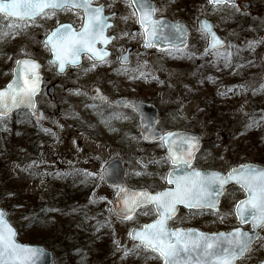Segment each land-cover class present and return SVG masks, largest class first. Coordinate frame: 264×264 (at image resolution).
<instances>
[{"label":"rangeland","instance_id":"rangeland-1","mask_svg":"<svg viewBox=\"0 0 264 264\" xmlns=\"http://www.w3.org/2000/svg\"><path fill=\"white\" fill-rule=\"evenodd\" d=\"M191 1L189 6L192 15L191 62L193 63L197 58L198 63L205 60L216 65L219 60H223L227 54H230L227 51L235 50L234 54L237 56L235 61L240 64L239 74L235 73V77L232 78L231 72L221 70L215 74L216 83L208 85L199 83L195 86L192 81L196 74L189 66L174 68L172 67L174 62L170 58L166 59L165 55L150 53L148 68L141 71L144 75H141L140 70L123 75L125 92L129 96L134 94L136 97L147 99L160 95L161 105L168 106L175 96L173 91L188 86L191 96L197 93L199 99L192 98L182 109L184 122L198 129L207 128L214 133L212 138L215 143V154L221 152L223 156H226L233 154L236 150H242V156L252 158L255 145L248 139L247 132L250 128H254L252 129L254 133L258 130L262 131L261 147L255 148L264 151V140H262L264 137V87H262L264 86L262 77L264 64L261 59L264 50V0H236L232 6L213 5L209 3V0H189L188 2ZM164 2L161 15L170 13V10L177 6L176 0H164ZM244 2L250 4L246 9L242 7ZM203 17L210 20L218 34L226 40L224 50L206 54V39L202 38L203 34L198 25ZM37 35L31 31L26 35L23 23L18 24L0 17V87L10 79L15 60L37 49L35 48L38 45ZM194 50L197 51L194 52ZM36 54L40 55L39 52ZM75 74L66 73L60 77L63 83L59 88L62 99L59 103L60 108L49 106L48 110L54 114V110L62 109V113L59 112L58 118L52 115L46 122L38 124L43 134L45 133L44 139L30 140L26 136L22 137L24 131L18 138H14L11 132L13 118L8 116L0 119V165L10 184L14 186V190L8 189L7 192L8 198L4 205L8 207L3 204H0V207L9 212V219L17 230L16 240L19 242L26 243L20 235V222H17L16 218L21 220L27 218L29 203L32 201L46 203L49 202V196H56L57 199L49 203L57 205L56 210L61 213V216L56 218L61 225L57 233H62L61 229L65 230L68 226V224L62 226L61 220L66 208L72 210L73 206L69 205L71 204L69 200L63 199L64 195L61 191L63 178H71L67 181L70 184L74 182L75 177L85 179L89 182V186L86 184L88 188L92 185L90 200L98 199L110 207L116 192L97 179L101 166L114 157L123 158L129 167L148 161L147 158L138 157L136 151H126L108 142V138L112 135L110 129L114 126L118 125L120 129L131 130L136 127V123L131 113L116 110L110 105L101 104L89 98L87 90L90 85L93 83L103 85L106 73H96L84 67ZM228 88L232 97L227 100L222 95ZM210 91L212 96L218 99L217 101L209 100L208 102L206 97L210 95ZM90 92L92 93L93 90L91 89ZM200 98L204 99V103H201L203 101H200ZM204 110L206 113L203 112ZM253 121L255 124L249 127L248 125L253 124ZM172 124H174L173 121ZM34 145H38L36 154L32 149ZM10 153H14L13 157L17 158L16 161L10 158ZM1 185L2 182H0ZM80 204L83 206L82 209H85V204ZM152 219V211L145 208L139 209L131 219H112L110 229L115 249L109 250L105 259L98 256L93 258L92 263L161 264L152 252L134 244L128 237L132 226H139ZM88 224L90 225L89 222ZM98 233L102 232L99 230ZM94 237H98V234H94ZM261 242L258 246L264 248V241Z\"/></svg>","mask_w":264,"mask_h":264},{"label":"flooded vegetation","instance_id":"flooded-vegetation-1","mask_svg":"<svg viewBox=\"0 0 264 264\" xmlns=\"http://www.w3.org/2000/svg\"><path fill=\"white\" fill-rule=\"evenodd\" d=\"M188 1L189 0H176L177 6L173 7L170 13L166 15L160 14L164 9V0H151L152 4L149 3L148 6H154L156 8L154 18L161 21H165L164 19H166L171 24L182 21L187 27V36L184 41L185 46L183 49H161L160 45L162 44L161 40L163 38V32L161 30H165V28H159L158 35L155 37V43H152L151 46H145L143 29L137 22V17L131 15L133 9L128 6L127 0H92L93 6H103V15L107 18L108 23V27L105 29V35L113 38L107 44L97 43L96 48L106 51L108 55L104 57L103 60H98L91 53L82 52L78 58V63H76V65H71L69 62L66 63L62 72L58 70L59 62L49 63V61L53 60V53L50 51V46L46 47L47 35L57 27V21L61 24H71L74 30L79 31L84 19L82 9H75L72 11L60 10L56 11L55 15L50 16V18L48 16H37L34 20L25 19L23 21L7 19L0 15V17L8 21L17 22L18 24L23 23L26 29V35L29 34L30 31L31 33L38 34L36 36L38 45L35 47L37 49L33 52L30 51L29 54L24 57L37 60L41 66L42 85L39 94L35 97V111L41 110L43 112L44 122H46L50 116L53 115V117L58 118L59 112L62 113V109L54 110V114L48 110L49 106L60 108L59 103L62 99L59 88L60 85H63L60 77H63L66 73L78 74L79 69L84 67L96 73H106V77L103 78L105 79L104 84L99 85L93 83L90 85L87 90L88 96L93 101L110 105L116 110L127 111L134 116L136 127L131 130H126L120 129L118 125L114 126V128L110 129L112 135L108 138V142L126 151H136L138 157L148 159L146 163L143 162V164L129 167L128 163L120 157L123 159L125 181L127 185L131 188L146 189L151 193L175 187L174 184L168 183L167 177L170 171H173L174 175H183L185 172H190L192 168H195L201 171L220 172L223 175L231 168L242 164L252 163L264 167V151L261 149H257L254 146V150L252 151L254 156L252 158L242 156V150H236L233 154H227L226 156H223L221 152L215 154V143L212 138L214 133L207 130V128L198 129L184 122L185 117L182 115V109L189 104L192 98L195 100L199 99L197 93H194L193 97L191 96V91L188 86L173 91L175 96L171 99L168 106L161 105L162 100L160 95L152 99H147L136 97L134 94L129 96L128 93L125 92L126 88L123 86V75L127 72H134L135 70H140L141 72L147 69L149 65L148 56L150 53L162 54L165 55L166 59L170 58L174 62L172 64L174 68H187L189 66L191 71L196 74L192 81L195 86H198L199 83H202V85L216 83L215 74L221 70L231 72L232 78L235 77V73L239 74L238 67L240 64H237L235 61L237 59V56L234 54L235 50H230L231 52L227 51V53L230 54H227L223 60L221 59L222 62H219L221 61L219 60L216 64L217 66L211 61H202L203 63H198L197 58L193 62L195 64L191 62L190 56L192 51L190 50V37L192 35V28L190 22L192 20V15L190 14L191 9L189 6L192 1ZM202 34V38L206 39L205 46H207L208 36L203 32ZM221 37L223 38V36ZM223 40L226 45V40L224 38ZM224 48L215 52L224 50ZM195 51L197 50H194V52ZM37 52H39L40 55H37ZM239 57L241 58L240 55ZM198 75H200V77ZM95 87L104 95H107L108 99L103 101L97 96L93 97V95L97 93V91L94 90ZM91 89L93 90L92 93L90 92ZM211 93L212 91H210V95L206 97L208 102L209 100L212 102L217 101L218 99L212 96ZM222 97L227 100L229 97H232L229 88ZM122 98H130L141 104L152 105L147 107L145 117L150 119L152 118V112H156L155 128L160 135L167 132L178 133L181 136L188 137L194 135L192 138H195L196 150L194 152V158L191 160L190 167L184 164L171 163V160L167 158V148L163 141L160 140L159 137L153 139L152 136L143 135L140 115L130 107H121L115 103L116 100ZM203 100V98H200V101ZM208 102L205 100V103L208 104ZM201 103H204V101ZM203 112L206 113V110ZM10 116L13 118L12 122L14 123L11 125V132L14 138H18L24 131L23 134L28 139H44L45 133L43 134L40 130V125L42 123H39L38 115H33L29 111L23 110L13 113ZM172 121L174 124H172ZM175 121H177V123ZM23 126L24 129H22ZM156 130L152 132L156 133ZM148 138L150 140H148ZM32 149L33 153L36 154L38 145H34ZM258 150L260 151L259 153ZM14 158L16 157H13V160L16 161L17 158ZM245 197L246 193L238 184L234 182L229 183L224 186V191L219 197L218 210L189 209L178 206L175 215L168 220V226L173 229H194L205 233H228L235 228H240L242 232H246L249 235L256 231L257 240L250 245L249 249L235 264H260L264 261V248L258 245L262 243L261 241H264V228L258 227V229L255 230L253 229L252 222L248 221L247 223H241L235 215V203L245 199ZM144 208L152 211V220L156 219L157 213L155 212L154 206H147Z\"/></svg>","mask_w":264,"mask_h":264},{"label":"snow or ice","instance_id":"snow-or-ice-1","mask_svg":"<svg viewBox=\"0 0 264 264\" xmlns=\"http://www.w3.org/2000/svg\"><path fill=\"white\" fill-rule=\"evenodd\" d=\"M226 2L230 0H209V3L216 5ZM127 3L133 9L131 15L137 17L143 29L145 46H151L161 26V20L154 18L156 8L148 6L146 0H127ZM75 9H82L84 13L79 31L74 30L71 24L57 21V27L47 35L46 47L50 46L53 53V60L49 63L59 62L60 70L68 62L76 63L82 52L91 53L98 60L108 55L106 51L96 48L97 43L107 44L113 39L105 35L108 23L103 15V6H93L92 0H0V13L20 20H34L37 16L50 18L56 11ZM176 28L180 31L179 26ZM202 30L211 36L209 47L215 49L221 43L219 38L206 22H202ZM16 63L17 69L14 71L17 74L5 89L0 90V116L21 105L33 107V97L39 91V65L32 59L17 60ZM141 75L144 73L141 72ZM254 124L255 121L248 126ZM159 139L167 147V158L173 164L190 167L196 150L195 138L167 132L161 134ZM167 179L175 187L155 194L148 191L130 193L121 187L117 197L122 200L123 206L116 208L123 219H131L137 207L145 204L155 206L157 219L129 235L139 241L138 246L156 253L163 264H234L236 258L249 249L253 236L240 228L228 233L208 234L168 226V220L175 215L178 204H184L189 209L218 210L219 197L229 181H234L246 193L245 199L234 205L237 218L241 223H247L250 219L253 229L264 228V168L242 164L223 175L192 168L183 175H174L170 171ZM15 237V229L6 219L5 212L0 210V264H33L34 250L17 243Z\"/></svg>","mask_w":264,"mask_h":264},{"label":"trees","instance_id":"trees-1","mask_svg":"<svg viewBox=\"0 0 264 264\" xmlns=\"http://www.w3.org/2000/svg\"><path fill=\"white\" fill-rule=\"evenodd\" d=\"M252 129L250 128L247 132L248 139L252 140L255 147L260 148L262 131L258 130L254 133ZM13 154L10 153L11 159ZM0 179L2 182L0 204L4 205L8 198V189L14 190V186L10 184L1 165ZM62 184L63 199L69 200L71 203L69 205L73 206L72 210L66 208L61 220L62 226L68 224L65 230L61 229L62 233H57L61 225L58 224L56 218L61 216V213L56 210L57 205L50 204L57 199L52 195L48 198L50 203L48 201L46 203L30 202L25 220L16 218L17 222H20L21 237L23 236L26 243L42 244L52 250L57 258L56 264H93V258L97 256L102 259L106 258L109 250L115 249L110 229V223H113L114 218L110 210L100 200H90L91 188H87L85 183L78 181L70 184L64 179ZM80 203L85 204V209H82L83 206ZM4 206L8 207V205ZM99 230L101 234L98 233ZM96 233L98 237H94Z\"/></svg>","mask_w":264,"mask_h":264},{"label":"water","instance_id":"water-1","mask_svg":"<svg viewBox=\"0 0 264 264\" xmlns=\"http://www.w3.org/2000/svg\"><path fill=\"white\" fill-rule=\"evenodd\" d=\"M146 3L148 5H149V3L152 4L149 0H146ZM226 3L227 4H232V3H234V0H230V2H226ZM245 7H247V5H245ZM0 14L4 15L3 13H0ZM7 18H9V17H7ZM10 18L19 19L17 17H10ZM164 22H167V23L165 25H162L160 27L161 29L162 28H165V30H161L163 32V38L161 40L162 44L160 45V47L162 49H166V48H183L185 46L184 41H185L186 36H187V27L185 26V24L182 21H180V22H178L176 24H171L169 21H164ZM202 22H206L207 24H209L210 27H211V31L214 32L215 35L221 41V43L219 45H217V47L215 49L222 48L224 46V41L214 31L212 23L209 22V21H207L206 19H202L201 22H200V28H201V30H202ZM176 26H179L180 31H177ZM202 31L205 32V33H207L204 30H202ZM208 36H209V45H210V43H211V36L209 34H208ZM155 42H156V38H154L152 40V43H155ZM211 50H214V49H212V48H210L208 46L207 51H211ZM23 59H30V58L22 57V58H19L18 60H23ZM262 59L264 61V52H263V55H262ZM34 61L39 65V68L37 69V72H38V75H39V89H40V84H41L40 64H39L38 61H36V60H34ZM69 63L71 65H76V63H78V60H77L76 63H71V62H69ZM15 69H17V63H15V66H14L13 71H12V79L4 87L0 88V90L5 89L7 87V85L13 80L14 75L17 74L14 71ZM58 70L60 72H62L64 70V68H63V70H60L59 63H58ZM94 90H96L97 93H95L93 96H98L101 100H107L108 99V97L106 95H104L98 88L95 87ZM34 97H33V107H29L27 105H21L18 108H12L11 111H9L7 113V115H9L12 112L21 110V109H26V110H29V111L33 112V108H34ZM115 103L118 104V105H120V106H122V107H125V106L131 107L133 110L139 112V114L141 115L142 132H143V135L144 136L145 135H148V136L158 137L160 135L159 133L152 132V130H154L153 129L154 128L153 126H154V123H155L154 120H155V117H156V112L155 111L152 112V118H150V119H148L147 117H145V113L147 111L146 110L147 107H150L152 105L141 104V103H138V102H136V101H134V100H132L130 98H122V99L117 100ZM7 115H5V116H7ZM40 119H42V116H40ZM154 134L156 136H154ZM192 137H194V135H192ZM249 164H252V163H249ZM252 165L255 166V167H258V168H263V167H261L259 165H255V164H252ZM208 172H210V171H208ZM205 173H207V172H205ZM101 177H102L103 181L106 183V185L118 187L119 188V191H120V188L121 187L126 188L130 193L131 192L147 191V190L131 189V188H129L126 185L125 180H124V169L122 167V160L121 159H118V158L113 159V160H110L109 162H107L106 165H104V167L101 170ZM232 182H234V181H229L227 184L232 183ZM146 205H151V204L141 205L140 207L146 206ZM178 205L183 206V207H186L184 204H178ZM178 205H176V211H177V206ZM122 206H123L122 200H118V197L116 196L114 202L111 204V208H112V211H113L114 215L117 216V217H119V218H122V217L117 214L116 208L117 207H122ZM186 208H188V207H186ZM0 210H3L5 212L6 219L8 220L9 212L7 210L1 209V208H0ZM155 210H156V208H155ZM248 221L251 222L250 219ZM8 222H9V220H8ZM153 222H151V223H153ZM151 223H149V224H151ZM142 228H143V226L141 228L135 227V228H132L130 230V232L135 233L136 231H139ZM15 231H16V229H15ZM220 233H225V232H220ZM208 234H213V233H208ZM16 236H17V232H16ZM251 236H253V239L251 241V243H253L257 239V232L255 231L254 233L251 234ZM129 237H130V239L132 241L139 243L138 240L133 239V236L132 235H129ZM15 239H16V237H15ZM17 243L22 244V243H20L18 241H17ZM22 245L29 246V247H31L34 250V253L35 254L32 257L33 264H53V254H52V252L51 251H48L43 246L35 245V244H22ZM241 256H238L236 258V260L234 261V264H235V262ZM162 264H163V262H162Z\"/></svg>","mask_w":264,"mask_h":264},{"label":"bare ground","instance_id":"bare-ground-1","mask_svg":"<svg viewBox=\"0 0 264 264\" xmlns=\"http://www.w3.org/2000/svg\"><path fill=\"white\" fill-rule=\"evenodd\" d=\"M171 163H172V161H171ZM261 264V263H260Z\"/></svg>","mask_w":264,"mask_h":264}]
</instances>
